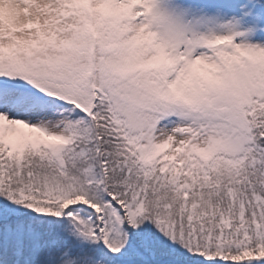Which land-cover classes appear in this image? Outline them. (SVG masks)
Returning <instances> with one entry per match:
<instances>
[{
  "label": "snow or ice",
  "instance_id": "snow-or-ice-1",
  "mask_svg": "<svg viewBox=\"0 0 264 264\" xmlns=\"http://www.w3.org/2000/svg\"><path fill=\"white\" fill-rule=\"evenodd\" d=\"M0 264H264V0H0Z\"/></svg>",
  "mask_w": 264,
  "mask_h": 264
}]
</instances>
